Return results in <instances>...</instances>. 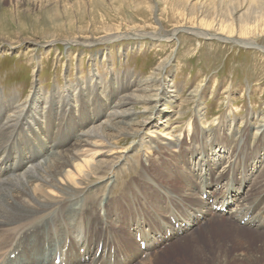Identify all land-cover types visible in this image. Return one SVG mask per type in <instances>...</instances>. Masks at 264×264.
I'll use <instances>...</instances> for the list:
<instances>
[{"label": "rangeland", "instance_id": "1", "mask_svg": "<svg viewBox=\"0 0 264 264\" xmlns=\"http://www.w3.org/2000/svg\"><path fill=\"white\" fill-rule=\"evenodd\" d=\"M218 1L220 2V0H0V98L3 96L6 99L15 95L19 102L28 104L34 89L38 88L50 94L65 91L67 86L70 90V84L81 82L88 83V87H84L82 91L84 99V96L91 92L94 94L104 92L105 86L103 87L101 80L110 82L107 89L115 91L116 87L112 83L113 78L117 76L130 77V86H134L136 80L149 77H157L160 80L157 100L161 98L160 107L164 108L163 111H168L166 117H163L166 121L163 123L166 125H158L154 133L148 132L147 126L135 137L122 140L120 145L124 147L122 152L124 156L122 155L120 163H123V168L120 164L119 168L122 169L118 168L114 174L108 172L103 180L101 178L100 184V192L102 188L106 190L108 187L106 192L109 194L106 195L112 196L111 199L114 197V200H110L106 195L103 197L102 206L96 209L97 216L94 218L96 221L92 219V233L99 234L95 227L101 224L99 209L101 214H105L104 204L108 206L105 218L120 219L121 223L118 222L120 229L118 227L116 229L123 231L125 235H128V228L123 219L128 220L130 216L141 213H148L147 215L151 216L147 211L149 206L162 210L159 198L149 200L143 196L141 201L134 196L141 192L142 188L147 196L151 195L149 187L151 182L147 180L148 182L142 183L143 174L159 178L157 176L159 174H156L159 169L167 170V174L172 169L173 176L178 175L174 176L175 180L173 179L176 185L169 180L171 184H164L161 181L163 179L159 178L161 185L157 189L175 203H181L182 199L190 197L182 192L185 189L184 181L190 182L188 185L195 193L194 187H198L201 179L189 171L197 163L196 158L190 156L201 152L203 147L201 146L199 151L198 148L194 149L195 153L193 151L185 153L183 149L198 146V143L201 145L214 141L215 137L214 134L210 141L201 139L196 115L199 112L195 110L197 106L202 108L205 134L216 133L218 137L216 142H220L221 145L226 144L222 136L225 135V128L230 123L233 126L231 132L243 131L246 126L241 145L244 144V140L248 143L258 140L259 133L264 127V51L257 47L264 46V22L259 26L258 33L251 38L257 47L195 36L185 30H179L170 40L128 37L95 44H70L65 41L78 36L82 39L85 37L99 39L100 36L115 30L123 33L124 31L149 33L160 30L161 33H169L175 28L205 27L203 15L198 9H208L209 20L214 16L212 7L218 5ZM247 7L248 5L244 4L239 12H243ZM208 31L216 30L210 28ZM223 32L227 34V30ZM237 35L239 36L238 33H234L232 38H237ZM161 65L162 69L158 74ZM98 81L101 83L100 86ZM90 83L93 86L90 87ZM78 88L80 92L79 84ZM169 89L173 91L168 92ZM112 97L113 95L110 99ZM74 106L70 107L77 121V115L81 112L77 113L80 110L73 108ZM132 107L134 111L136 110L137 117L146 116L142 105L135 104ZM175 111L180 114H176ZM25 112L30 114L28 106ZM35 115L40 116L38 112ZM54 116L53 108L49 116L50 123ZM154 117L150 115L148 120L153 122ZM189 120L194 131L187 130ZM224 125L226 127L222 130ZM260 125H263L262 129L258 127ZM256 129L260 130L257 134L254 133ZM179 131L181 138L177 140L178 144L175 146L159 147L148 143L149 139L155 143L160 139L169 140L165 132L177 134ZM57 137L61 140V135ZM137 144H141L142 147L135 151L133 147ZM43 149H46V146H43ZM181 151L182 159L177 160L176 156ZM245 151L250 155L251 150L247 145L244 153ZM225 153L226 151L219 150V146H215L210 157L223 158L222 162H217L220 166L226 167L227 157L224 156L228 154ZM240 153H243L242 149L238 156ZM254 158L256 157L247 156L243 165L245 169L251 168L244 186L246 192L252 180L264 170L262 169L264 152L262 151L261 159L252 168L251 161ZM190 159L194 160L193 164ZM218 163H214V166L217 167ZM182 170H187V173H180ZM169 177L172 180L171 173ZM111 182L114 185L108 186ZM127 183L129 196L122 191ZM260 184L261 190H264V180ZM129 187L134 194H130ZM84 190L85 188L80 193ZM197 192L201 193L202 189H197ZM154 194L152 193L153 196ZM65 199L61 198L58 206H62L61 202ZM86 202L85 205H91V202L88 201V204ZM140 204H143L142 209H136ZM52 206L50 208L53 209L57 205ZM230 207L233 206L225 208L229 210ZM41 216L42 213L35 214L23 222L10 225L12 227L0 234V240H11L14 235L12 232L16 231L15 234H19L25 231L27 227L23 228L24 224L34 222ZM135 217L140 219L139 216ZM201 222L195 228L188 227L186 231H179L177 238L161 245L159 256L155 258L156 264H264V229L260 232L243 229L233 224L232 220L223 217L211 223L203 220ZM181 226H186L185 222H182ZM175 228H178L177 223ZM166 235L168 236L169 232ZM141 248L144 252L145 247ZM251 254L256 260L250 256Z\"/></svg>", "mask_w": 264, "mask_h": 264}, {"label": "bare ground", "instance_id": "2", "mask_svg": "<svg viewBox=\"0 0 264 264\" xmlns=\"http://www.w3.org/2000/svg\"><path fill=\"white\" fill-rule=\"evenodd\" d=\"M218 3L212 7L214 16L209 20V10L198 9L203 15L205 27L175 28L169 33H161V30L148 31L149 33L140 31L123 33L115 30L100 36L99 39L88 37L82 39L78 36L65 42L95 44L128 37L170 40L179 30H185L195 36L232 41L240 46L257 47L258 45L251 38L258 33L259 26L264 22V0H220ZM244 4L248 5L247 9L239 12ZM210 28L216 31L209 32ZM224 30H227V34L223 32ZM234 33H238L239 36L232 38ZM257 48L264 51V46ZM161 69L162 65L158 68V74ZM129 78L126 75L114 77L112 84L116 87V91L107 89L111 83L101 80L103 87L105 86L104 92L102 94L91 92L85 95L84 99H82V91L84 87H88V83L81 82L78 83L81 93L78 91L77 83L70 84V90L67 86L65 91H55L50 94L38 88L34 89L28 104L19 102L15 95L6 99L3 96L0 98V234L12 227L10 225L42 213L36 221L22 226L27 227L25 231L19 234H15L16 231L12 232L14 235L11 240H0V264H55L57 258L59 260L57 264H156L155 258L159 256L161 245L177 238L179 231H186L188 227L195 228L202 223V220L211 223L223 217L232 220L233 224L243 229L248 228L255 232L264 229V190L260 188V182L264 180V170H260V174L252 180L246 192L244 186L251 168L245 169L243 166L247 156L256 157L251 161L252 168L261 159L262 151L264 152V124L258 126L261 129L263 127L261 131L259 128L254 132L257 134V131H260L258 140L249 143L244 140L243 145L241 142L247 130L246 126L243 131L231 132L232 124H227V127L224 125L222 130L226 127L225 135L222 137L226 144L221 145L220 142H216L218 138L216 133L205 134L202 108L197 106L195 110L199 112L196 115L201 139L210 141L214 134L215 137L214 141L201 145L198 143V146L183 149L185 153L192 151L195 153L194 149L198 148L199 151L200 147H203L201 152L190 156L196 158L197 163L189 171L193 175L200 176L202 181L198 187H194L195 193L189 187V181H184V190L177 184L183 194L190 197L182 199L181 203H175L157 189L161 185L159 184L161 178L164 184L170 181L174 186L176 185L174 178L178 175L175 174L174 177L172 169L169 171L172 180L169 179V173L167 174L168 171L165 169H159L156 173L159 174L157 176L160 179L143 174L142 183L147 180L151 182L149 185L151 195L147 196L143 188L141 192L134 194L129 187L130 194L133 193L141 201L143 196L148 197L149 200L159 198L162 210L149 206L147 211L151 216L147 215L148 213H141L130 216L128 220L123 219L128 228V235H125L123 231L116 229L118 222L121 223L120 219L105 218L108 206L104 204L105 214H101L99 209L101 224L95 227L99 234L91 232L92 219L97 216L96 209L102 206L103 197L109 194L106 192L108 187L106 190L102 188L100 192L103 177L108 172L114 174L123 168V163H120L124 150L120 145L122 140L135 137L147 126V131L154 133L158 125H166L163 123L166 122L163 117H166L168 111H163L164 108L160 107L159 102L162 99L157 100L160 80L157 77H149L136 80L135 85L130 86ZM89 86H93L92 83ZM171 91L173 89L168 90ZM135 104L142 105L146 116L141 118L136 116V110L134 111L132 107ZM27 106L30 114L25 112ZM70 106L79 108L80 111L77 113L81 112L77 115V121ZM53 108L55 116L50 123L49 116ZM37 112L40 114L38 117L35 115ZM175 113L179 112L175 111ZM150 115L155 116L153 122L148 120ZM191 129L193 128L189 120L187 130ZM165 133L169 140L160 139L155 143L149 139L148 143L159 147L178 144L177 140L181 138L180 131L177 134ZM58 135H61V140H58ZM246 145L251 150L250 155L246 151L244 153ZM43 146H46V149H43ZM215 146H219V150L228 154L224 156L227 157L226 167L220 166L217 162H222L223 158L210 157ZM141 147V144H137L133 150L137 151ZM241 149L243 153L238 156ZM183 151L176 156L177 160L182 159ZM213 161L215 164L218 163L217 167L214 166ZM190 162L193 164L194 160L190 159ZM120 164L122 168H119ZM180 173L185 174L187 170H182ZM112 185L114 184L111 182L108 186ZM84 188L85 190L80 193ZM127 189L128 183L122 191L129 196ZM197 189H202V192L198 193ZM152 193H155L154 196ZM252 194L255 195L250 196ZM64 197L66 199L61 202L63 207L58 206L61 198ZM111 197L107 196L110 200H114V197L112 199ZM86 201L91 202V205ZM85 202L88 205H85ZM52 205H57L55 207L57 209L50 208ZM231 205L233 207L229 210L224 209ZM142 206L143 204H140L136 209H142ZM135 216H139L140 219ZM171 219H174V223ZM182 222H185L186 226H181ZM175 223L178 224V228H175ZM168 232L170 235L167 236ZM104 233L106 234L103 235ZM141 244L145 247L144 252ZM250 256L256 260L254 255L255 258L252 254ZM243 258L246 259L245 256Z\"/></svg>", "mask_w": 264, "mask_h": 264}]
</instances>
